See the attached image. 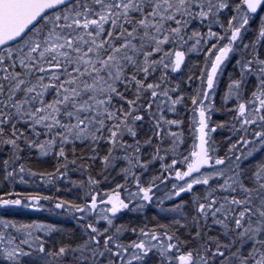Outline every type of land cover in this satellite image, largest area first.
<instances>
[{"label": "snow or ice", "instance_id": "6c2138e0", "mask_svg": "<svg viewBox=\"0 0 264 264\" xmlns=\"http://www.w3.org/2000/svg\"><path fill=\"white\" fill-rule=\"evenodd\" d=\"M0 264H264V0H0Z\"/></svg>", "mask_w": 264, "mask_h": 264}, {"label": "trees", "instance_id": "16d2710c", "mask_svg": "<svg viewBox=\"0 0 264 264\" xmlns=\"http://www.w3.org/2000/svg\"><path fill=\"white\" fill-rule=\"evenodd\" d=\"M22 218L27 219L28 216H23ZM32 218H36V217H35V214L32 215ZM67 226H68V227H71V226H72V225H71V221H68V222H67Z\"/></svg>", "mask_w": 264, "mask_h": 264}, {"label": "bare ground", "instance_id": "6f19581e", "mask_svg": "<svg viewBox=\"0 0 264 264\" xmlns=\"http://www.w3.org/2000/svg\"><path fill=\"white\" fill-rule=\"evenodd\" d=\"M217 119H220L221 117L219 116V115H217V117H216Z\"/></svg>", "mask_w": 264, "mask_h": 264}]
</instances>
